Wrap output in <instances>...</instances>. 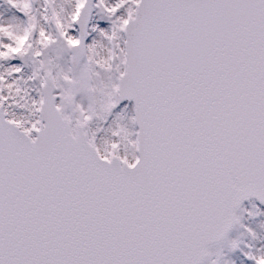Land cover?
<instances>
[{"label": "snow or ice", "instance_id": "obj_1", "mask_svg": "<svg viewBox=\"0 0 264 264\" xmlns=\"http://www.w3.org/2000/svg\"><path fill=\"white\" fill-rule=\"evenodd\" d=\"M4 3L0 264H219L235 226L262 239L239 213L264 203V0Z\"/></svg>", "mask_w": 264, "mask_h": 264}, {"label": "rangeland", "instance_id": "obj_2", "mask_svg": "<svg viewBox=\"0 0 264 264\" xmlns=\"http://www.w3.org/2000/svg\"><path fill=\"white\" fill-rule=\"evenodd\" d=\"M94 2V1H93ZM14 10L7 9V6L4 3V0H0V14H3L4 18H8ZM18 14V13H17ZM22 15V14H18ZM98 16V12L96 9H93V20L90 21L89 24V32L90 39L88 43L91 42L92 36L95 33H91V24L99 23L100 21L96 18ZM107 21H103V24L106 26ZM9 63H21V61L13 60ZM249 213H252L251 215ZM263 209L256 202L248 203L245 207H243L240 211L241 215V224L247 225L254 229L257 234L262 237L259 240H253L251 236L245 231L243 227L237 225L234 227L233 231H231L227 239L219 243L218 245L212 247V255L209 257V261L218 260L219 264H226V262H233V264H252V261L249 260L244 253L250 251L247 247L248 244L254 245L252 251L255 250V247H259L261 244H264V218H263ZM238 240L239 247L235 250L230 248L229 241Z\"/></svg>", "mask_w": 264, "mask_h": 264}, {"label": "water", "instance_id": "obj_3", "mask_svg": "<svg viewBox=\"0 0 264 264\" xmlns=\"http://www.w3.org/2000/svg\"><path fill=\"white\" fill-rule=\"evenodd\" d=\"M250 198H256V197L253 196V197H250ZM250 198H249V199H250ZM249 199H246V200H244V201H247V200H249ZM256 199H257V198H256ZM257 200H258V199H257ZM244 201H243V202H244ZM258 201H259V200H258ZM259 202H260V201H259ZM260 203H261V202H260ZM263 205H264V203H263Z\"/></svg>", "mask_w": 264, "mask_h": 264}]
</instances>
